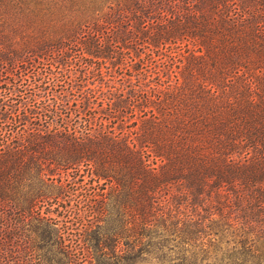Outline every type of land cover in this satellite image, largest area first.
<instances>
[{"label":"trees","instance_id":"trees-1","mask_svg":"<svg viewBox=\"0 0 264 264\" xmlns=\"http://www.w3.org/2000/svg\"><path fill=\"white\" fill-rule=\"evenodd\" d=\"M3 3L0 264H264V0Z\"/></svg>","mask_w":264,"mask_h":264},{"label":"rangeland","instance_id":"rangeland-1","mask_svg":"<svg viewBox=\"0 0 264 264\" xmlns=\"http://www.w3.org/2000/svg\"><path fill=\"white\" fill-rule=\"evenodd\" d=\"M3 4H0V58H6L9 55L16 54L18 51H15L14 53H10L12 50V39L14 37L15 41L17 43H21L24 40V36H26L28 30V23L24 21L25 14L18 12V16L16 17L17 21H12L9 13L10 8ZM19 46L16 47L18 49ZM55 49V48H54ZM75 64V63H74ZM72 64V66L69 68L71 71L76 69L77 65ZM114 69V68H113ZM105 71V70H103ZM70 79V78H69ZM97 83H95L93 86H96ZM71 94H76L75 92L69 93L68 97L69 99H73ZM77 95V94H76ZM61 192V190H58ZM58 197L55 199L56 202L54 204L58 206L59 209L63 206V204H66V202H70V207L74 206V201L72 198H65L63 197L62 193L57 195ZM61 205V207H60ZM84 218V223L87 221L86 217ZM94 225V223H93ZM69 227L74 228L72 226V223H70ZM90 234H88L89 236ZM95 242L91 241L90 238L86 242H78L79 246L75 247L73 249H77V253H83L85 256H87L86 262H81L78 259H75L73 256H71L72 253L69 255H66L65 250H62L61 247L53 248V251L50 253L51 257H53V264H100L99 260H97L96 253L94 252V248H92V245H94ZM80 247V248H79ZM85 248V250H84ZM86 248L87 249L86 251ZM121 249V246L117 250ZM116 250L117 254L118 251ZM64 253H62V252ZM190 253L186 251H181L180 249L173 248L172 246L164 249H152L149 252H143L141 254H138L135 262L133 264H180L184 257H189ZM218 256H221L219 253ZM102 260V257H100V261ZM103 264H112L110 262H106Z\"/></svg>","mask_w":264,"mask_h":264}]
</instances>
